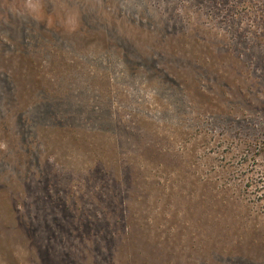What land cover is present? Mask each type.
Returning a JSON list of instances; mask_svg holds the SVG:
<instances>
[{"label":"rangeland","instance_id":"374dc122","mask_svg":"<svg viewBox=\"0 0 264 264\" xmlns=\"http://www.w3.org/2000/svg\"><path fill=\"white\" fill-rule=\"evenodd\" d=\"M263 141L264 0H0V264H264Z\"/></svg>","mask_w":264,"mask_h":264},{"label":"trees","instance_id":"16d2710c","mask_svg":"<svg viewBox=\"0 0 264 264\" xmlns=\"http://www.w3.org/2000/svg\"><path fill=\"white\" fill-rule=\"evenodd\" d=\"M262 147H264V141H263V146ZM246 166H248V162H244V164L242 165V169H245Z\"/></svg>","mask_w":264,"mask_h":264}]
</instances>
